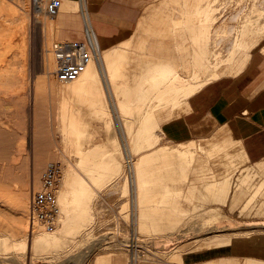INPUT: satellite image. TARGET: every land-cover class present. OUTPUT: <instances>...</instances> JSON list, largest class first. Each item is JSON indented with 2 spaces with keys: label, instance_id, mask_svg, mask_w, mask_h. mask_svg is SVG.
<instances>
[{
  "label": "bare ground",
  "instance_id": "6f19581e",
  "mask_svg": "<svg viewBox=\"0 0 264 264\" xmlns=\"http://www.w3.org/2000/svg\"><path fill=\"white\" fill-rule=\"evenodd\" d=\"M9 2L12 1L0 0V81H6L0 86V95L2 92H14L12 87L19 81L40 78L48 83L50 90L59 93L64 100L59 107L60 111L57 114L59 119H57L51 106L36 104L38 94L34 91L22 93V88L19 89L20 98L12 103L2 100L0 96V158L11 160L6 164L0 163V210L3 209L4 202L9 204L11 214L3 213V215L11 221L14 231L11 234L8 232L0 234V264H4L7 260L5 254L9 249L24 248L26 252L42 253L51 247L63 245L66 236L70 237L81 233L90 237L94 232L88 229L94 221L91 209H96L95 206L98 209L97 213H102V217L97 215L98 218H101L100 221L104 219L108 223L109 215L107 213L109 210L106 211L105 207L107 206L103 202L99 203L101 200L97 201L99 198L97 194L101 192L99 190L108 188L105 183L106 178L118 177L116 191L130 195L132 192L135 196L133 203L136 216L133 214L136 217V221H134L136 225L134 224L135 229H133L136 239L130 238V240L131 235L125 237L123 243L122 239H118L120 241H117L118 245H123V248L114 251L118 260L127 251V248L124 249L125 246L145 243L150 234L161 235L165 233L163 231L168 230L166 233L170 237L163 245V251L154 248V251H147L146 243L144 246L142 245L146 247L147 252L142 257L139 253L138 261L144 258L149 261L168 263L179 254L199 250L198 248L207 244L206 242L209 240L222 237L225 232L236 227L233 225V221H229L227 225L212 226L217 210L209 212V216L202 219L199 225L178 226L185 220L188 212L181 207L183 197L187 199L197 197L198 202L193 203L197 207H208L213 202L229 200L232 208H242L239 211L241 215L252 214V211H247V209L256 207L259 198L264 199V162L260 164V168L252 166L245 168L237 178L235 187L231 190L230 181L227 179L223 183H207L195 189L192 188L187 194L183 192V187L179 184V175L187 178V159L193 158V152L196 149L206 150L209 155L221 158V163L227 159L228 153H225V149L230 145L236 147L238 158L242 164L246 163V153L240 141L224 129L218 131L219 134L223 133L222 136H215L216 140L208 142L206 145L200 142L203 140H198V142L191 140L177 142L179 144L169 146V143H167L168 145L160 143L163 138L157 127L160 128L161 121L166 117L169 119L178 117L188 105L189 98L207 83L222 77L241 74L251 62L256 50L264 53V0H165L164 6L172 5L174 12H178L176 8L178 3L181 5V8L178 7L180 16L172 18L170 24L172 30L168 25L164 35V29H160L159 21L157 22L156 19L146 24L145 28L141 26L142 31L147 32L149 36L158 34L168 41L172 37L178 57L172 60L168 55L170 52H168L166 58L155 65L153 71L144 72L139 80L130 84L132 89H126L121 93L122 95L116 91V95L119 97L115 100L114 107L118 112L121 124L129 125L124 121V118L129 116L126 113L132 108V103H137L139 100L136 107L132 109H140L141 112H144L142 118L147 120L143 124L149 128L143 135L129 136L130 152L133 158V163L131 162L133 181L129 179L128 165L122 154L117 151L116 145L110 141L103 144L101 132L93 127L103 110L100 107L102 91L98 83L102 81L113 96L112 85H114L115 78L117 81L118 75L113 66L130 64L135 60L134 54L126 47L105 51L101 48L97 38L99 54L97 58L91 60L86 71L74 81L66 83L58 81L59 84H57L55 83L57 64L53 50L55 43L50 44V34L58 30L61 31V26L66 24L69 14L76 12L74 10L83 12L82 25L86 18L93 27L86 8V1L62 0L60 13L55 18H50L46 14L45 8L49 0H17L22 4V6L19 5L22 7L20 14L17 11L18 7L16 8V2L12 4ZM161 3L163 2L159 4L161 5ZM14 5L16 6L14 7ZM31 17L35 20V30L38 32L41 52L39 57L34 60L24 61L25 42L21 33L25 29V21ZM56 18H59L58 23L52 21ZM7 22L14 24V27L6 25ZM11 35L14 37H10ZM149 36H140L136 31L134 36L123 44L131 43L128 46L135 45L142 48ZM14 48L21 50L15 52L12 62L6 64V54ZM27 66L32 67L31 73L26 71ZM52 84H54V88L51 87ZM150 86L154 87L151 95ZM26 97L34 98L31 107L24 106ZM55 120L57 121L55 122ZM10 126L14 127L15 131L21 130L19 138H14L10 131L2 129ZM56 129L60 130L61 142L65 143L61 153L62 147L50 146L52 142L54 144V138H52L54 135L50 134L56 133ZM29 133L31 134L30 142L33 145L25 147ZM124 133L136 132L127 130ZM13 139L16 141L14 142ZM213 144L217 146L213 147ZM63 151L71 154L64 153L63 156ZM29 156L32 158L30 163L22 161L16 163L17 160ZM71 156L77 160L76 164L69 163L68 160ZM53 163L59 164L62 170L57 190L61 216L57 229L54 232H45L40 231L39 228L33 229L30 225L29 197L42 187L44 173ZM228 173L231 174L230 171ZM258 176H261L262 179L254 184L253 182ZM131 184H133V188H131ZM153 192H161L162 195L159 199H152ZM255 214H260V211H255ZM131 216L133 215L131 214ZM115 221L117 223V219ZM118 221L122 222V220ZM217 221L221 222L219 219ZM256 223L247 224L251 226L246 235L237 233L236 236L240 238L260 237L264 240V222ZM113 227L114 225L111 228ZM94 229L92 227V230ZM109 230L107 232H110ZM125 231L127 232V230ZM103 232L101 234L98 231L95 235L104 236ZM128 233H126L127 236ZM182 238L186 240L184 241ZM179 239L182 240L178 241ZM189 239L192 241H188ZM172 241H176V243L173 244ZM171 246H174L173 249H170ZM112 250L111 252L101 251L98 253L95 259H92V261L94 260L93 264H111ZM244 262L245 264H264L263 260L254 262L248 258H245Z\"/></svg>",
  "mask_w": 264,
  "mask_h": 264
},
{
  "label": "rangeland",
  "instance_id": "374dc122",
  "mask_svg": "<svg viewBox=\"0 0 264 264\" xmlns=\"http://www.w3.org/2000/svg\"><path fill=\"white\" fill-rule=\"evenodd\" d=\"M8 1H12V2H9L10 4H12L13 2L14 3L16 2L15 4H17V6L14 5V7L15 6H16V8L18 7L17 11L19 14L22 13V7L19 6V5L22 6V4L20 2L18 3L17 0L16 1L15 0L14 1L8 0ZM138 1H139V5H140V12H139V15H140L143 12V9L146 7L145 5L148 4L152 0H138ZM164 1L165 0H156V2L152 3L151 5L147 6L144 9L143 16H142V18L138 24V29H137V33L140 34V36H144V37L149 36V34H147V32L142 31L141 26H143V28H145V27H147L146 24L150 23L152 20H155V19L157 22L159 21L158 26L160 27V29L161 28L164 29V32H163L164 35L166 33L168 25L170 26V29L172 30L171 25H170L172 18L174 16L175 17L180 16V11L178 10V7L181 8V5L178 3V5L176 6L178 12H174V10L172 9V5L166 4L164 6ZM160 2H163V3H161V5H160L159 4ZM157 5H158V7H157ZM90 7H92V5L89 2L88 8H90ZM18 9H20L21 12H19L20 10H18ZM74 11H77L76 12L77 14H72V13L69 14V16L67 17L66 24L61 26L62 27L61 31L58 30L55 33L50 34L51 35L50 40H49L50 44L58 42V41H62V40H71V39L78 40L80 38H82V39L84 38V28H83L84 25H82L83 13H82V11L80 12L79 10H74ZM58 19L59 18H56L52 21L55 23H58L59 22ZM8 24H9V22L6 23V25H8ZM136 24H137V21H136ZM136 24L133 26L132 29L136 28ZM9 25L11 27H14L13 26L14 24H9ZM24 27H25V29L21 33V36L24 37V42H25V47L23 49V51H24L23 58H24V61H30V60H34L35 58L39 57V54L41 52L40 51L41 45H40V42H39V39L37 36L38 32H37V30H35V20L32 17L25 21ZM171 30H170V34L172 36ZM76 32H77L79 37H76L77 35L74 36V34ZM126 32L129 33L130 31L121 32L118 35L113 36L111 38V40L112 41H118L122 37L123 33H126ZM14 35H11L10 37H14ZM128 44H131V43L122 44L118 48L126 47L127 50L131 51L134 54L135 60L126 66H113L114 71H116V73L118 74L117 75V81L115 78L114 85H112L114 95L112 96V94L109 92L110 91L109 88L105 87V85L102 81H100L98 83L100 90L102 91V94H101V102L102 103H101L100 107L103 108V110L101 111L99 118H97L96 123H95L93 128L95 130H99L101 132V140H102L103 144H106L108 141H110L111 143H114V145H116L117 151L122 154V156L124 157V161H126V164L128 165L127 170H128V176H130L129 179H131L133 181V172H132V170H133L132 169L133 158H132V155L130 152L131 146L129 144V139H130L129 136L143 135V134H145V131H148L149 128H148V126L143 124L144 121L147 120V119L142 118L144 112L143 111L141 112L140 109H136V110L132 109V108L136 107V104H138L139 100L137 101V103H132L133 104L131 106L132 108L129 110V112L127 111V113H126V115L127 116L129 115L130 117L129 116L125 117L124 121L128 122L129 125L123 126L121 124V121L118 118V112L115 110V107H114L115 100H117L119 97L116 95V91L120 95L126 89H132L133 87L130 86V84L133 81L139 80L140 76L144 72L153 71L156 67L155 65H157L160 61L164 60L166 58V54L168 52H170L168 55H169V57L172 58V60L177 59L178 56L176 53V47L174 46L175 43L173 42L172 37H170V39L168 41L166 38H163L161 35H158V34L154 35V36L153 35L149 36L142 48H139L135 45L128 46ZM20 50L18 48H14L10 52H8L6 54V60H7L6 64L12 62V59H13L15 52L20 51ZM255 54H264V53L260 50H256L253 55H255ZM26 69H27L26 71L31 73L30 69H32V67L30 68V66H27ZM28 72H26V73H28ZM35 80L26 79L23 81H19L16 85H14L12 87V89H14V92H11V93L2 92L0 95L1 99L4 101H6V100L10 101L12 103V102H14V100H17L20 98L21 92L18 91L19 89L22 88V91H23L22 93L34 91V93L38 94V97L36 98V104L46 105V107L51 106L53 111H54V115L56 116L57 119H59L57 117V114L60 111L59 107H61V105H62L61 102L64 99H62V96L59 93H57L56 91L50 90V86L45 81L41 80L40 78H36ZM55 81H54L55 83L59 84L58 80H55ZM3 82H6V81H4V80L0 81V86L2 85ZM51 87L54 88V84H52ZM153 89H154V87L150 86V89H149V91H151L150 95H151ZM15 91H17V92H15ZM33 101H34V98L32 99L30 97H26L24 100V106L31 107L30 105L33 103ZM190 114H192V112L184 114L185 116L183 117L182 124H183V128L186 131L185 134H180L179 136H168L167 134L164 135L162 133L161 129L159 127H157V130L159 131V133L161 134V137L163 138V139H161L160 143L163 145H165V143L166 144L169 143V146H171L172 144H176L177 142L182 143L186 140H194L195 142H198V140L199 141L203 140L200 142H202L206 145V143L208 144V142L215 141L216 140L215 136H217V137H219V135L222 136L223 133L219 134V133H217V131H219L222 126L224 127L227 124L219 122V121H215L212 119L210 120L209 118H202L200 115L198 116V115H194V114L190 115ZM56 121L57 120H55V122ZM2 129L6 130V131L7 130L10 131L13 134L14 138L15 137L19 138V135H21V133H22L21 130L15 131V128L12 126L5 127V128L3 127ZM127 130L133 131L136 133H131V134L123 133V131H127ZM139 131H140V133H139ZM141 131H143V132H141ZM52 133L50 135H52V136L54 135L52 137V138H54L53 139L54 144L52 142V144H50V146H55L57 148L62 147V149H60V153H61V151L64 150L63 146H65V143L61 142L62 134H61L59 129H56V133H53V134ZM30 137H31V134L29 133L27 135V139L25 141V142H27V143H25V147H29L30 145H33L32 142H30L31 141ZM13 141L15 142L16 140L13 139ZM162 141H163V143H162ZM56 143H58L59 145ZM179 143H177V144H179ZM216 146H217L216 144H213V147H216ZM235 148L236 147H234V145H230L229 148L225 149V153H228V157L222 163H221V158L218 159L214 155H212V156L209 155L206 150L200 151V150L196 149V151L193 152V158L187 159V167H188L187 178L185 179L181 176V174L179 175V177H180L179 184L182 185L183 190H184L183 192L188 194L192 188L195 189L196 187H200V186L205 185L207 183H214V182L223 183L227 179H228V181H230V190H231L235 187V182H236L237 178L241 175L242 171L245 168H248L250 166L260 168V164L262 162H264V160L257 162V163H255L254 161H251V160L249 162L247 157H246V163L242 164L238 158V152L236 151ZM64 153L68 154V155L71 154V153H67L66 151H63L62 152L63 156H64ZM10 161L11 160L9 158H0V163H3V164L9 163ZM21 161L30 163L32 161V158L29 156L28 158L17 160L16 163L21 162ZM68 161H69V163L70 162H72L74 164L77 163V160L72 158V156L70 157V160H68ZM228 171H230L231 174H229ZM117 178L118 177L106 178L105 183H106L108 188H104L102 190L100 189L99 191H101V192H99V194H97L99 197L97 199V201L101 200V202L99 201V203L101 204L103 202L107 206V207H105L106 211L109 210L112 213L110 212V214H109V211H108V213H107L109 215L107 218L108 223H107V221H104V219H103L104 217H103L102 221H104V222L102 224V221H100L101 218L97 217V215L102 217V213H97V211H98L97 206H95L96 209L95 208L91 209L94 221L91 223L90 228L86 227V228L90 229L92 232L94 231L90 237H86L81 233L78 235L75 234V235L70 236V237L66 236L64 238L63 245H60L59 247H51L49 249L42 251V253L41 252L30 253L28 251L26 252V250L24 248H21L20 250L9 249L7 251V253L5 254V258L7 260L4 262V264H31V263L32 264H39V262H41L40 264H42V263H47V264L48 263L49 264H93L94 260L92 261V259L93 258L95 259L96 255L98 253H101V251H110L111 252V249H113L112 254H111V259H112L111 264H133V262L134 263L136 262V264H201L207 260L208 261H212V260L214 261V260H218L221 258H226V260L231 261L232 264H245V262H244L245 258H248V260H254V262L256 260H263L264 261V240L262 238H260V237L259 238H246V237L240 238V237L236 236L237 233H244L245 235L248 233V228L251 225H247V224L253 225L256 222L257 223H263L264 222V199L263 198L258 199V202H257L258 205L256 207H249L247 209V211H252V214L248 215V214L244 213L241 215L239 213V211L242 208H239V207L232 208L229 200L225 201V202L224 201L213 202L208 207L207 206L206 207H197V206L193 205V203L198 202L197 197H192V198H188V199L185 197L182 198L181 207L188 212L185 216V220L182 223L178 224V226H180V227H191L194 225H199L201 220L204 219L205 217L209 216L211 211L217 210V212L215 213L216 219L211 224L212 226L227 225V224H229V221H233L234 222L233 225L236 227L234 229H231V230L225 232L224 236H222V237L216 238L214 240H209L208 242H206L207 244H204V245H202V247L198 248L199 250L189 251V252L179 254L178 256H176L172 260H170L168 263L149 261V260H146L144 258L141 260L139 259V261H138L137 255L139 253H140V257H142L143 254H145L148 250L154 251V249L155 250L159 249V251L160 250L163 251L164 249L162 247L168 241V237H170V235H168L166 233V232H168V230L163 231L165 233H162L161 235H151L150 234L147 236L146 241H145V243H146L145 246L147 247V249H146V247H143L145 244L143 242H140L142 244L137 243L136 246L135 245H131L128 247L125 246L124 249L127 248L128 252L126 251L124 253V256L120 260H118L116 258V252L114 253V251H115V249H120L121 247L123 248V245H121V244L118 245V243L120 242L119 240L122 239L121 242L123 243V239H125V237H129L130 235L131 236L134 235L135 237L130 236L129 239L130 238L132 240L136 239L135 230H134L135 229L134 227L136 225L134 222V221H136L135 220L136 219V217H135L136 216V214H135L136 209H135L134 203H133L134 198H135L134 193L131 192V195H130V194L119 193L116 191V182H117L116 179ZM260 179H262V177L258 176L254 180L253 183L254 184L257 183ZM131 185H132L131 188H133V184H131ZM107 191H108V194H106ZM161 195H162L161 192H153L151 194L152 199H159ZM30 199H31V197H29V202H30ZM4 203L5 204H3L4 205L3 209L0 210V234L3 232H8L11 234V233H14V231L12 229V224L10 223L11 221L6 219L5 215H3V213L6 215H10L11 210H10V206H8L9 204H7L6 202H4ZM125 203H127L128 205ZM28 206H29V204H28ZM119 211H120V215H119ZM255 211H260V214H255ZM191 212H193V214H191ZM117 213H118L117 216L121 217V218L119 217L120 219H118V217L116 216ZM133 213L135 214V216ZM131 214L133 216L130 217ZM110 215H111V217H110ZM127 215H129V216L126 217ZM126 218H128L129 220H127ZM109 219H110V221H109ZM114 219L115 220L117 219L118 225ZM218 219L221 222H218L217 221ZM111 220H113V221L111 222ZM118 220H122V222L118 221ZM261 220H262V222H261ZM113 222H115L116 224ZM28 223H29V221H28ZM98 223L100 225L101 224L102 225L100 226ZM105 223L108 225L109 224L111 225L113 223L114 227L111 228L113 225L108 226ZM120 223H122V224H120ZM116 225H117V227H116ZM162 225L164 226L165 224H162ZM95 226H97V227H95ZM99 226H100V228H99ZM103 226H105V227H103ZM106 226H107V228H106ZM92 227H93V229L94 228L95 229L92 230ZM129 227H130V229L131 228L132 229L130 230ZM28 228H29V226H28ZM109 228H111V230H109ZM121 228L122 229L124 228V229L122 230ZM97 230L100 233L104 231L103 232L104 236L101 235L102 233L100 235L99 234L95 235L96 232L98 233ZM108 230L110 232H107ZM118 230H119V232H118ZM125 230H127V232H129L128 236L126 235L127 232ZM116 231H117V233H116ZM107 233H109L111 236ZM106 237L111 239V240L109 239L110 242H109V240H107L108 238H106ZM112 237L114 240L112 239ZM248 237H249V235H248ZM101 239H102V241H101ZM103 239L104 240L106 239L107 241L105 240V242H103L104 241ZM182 239L184 241L186 240L184 238H182ZM181 240L179 239L178 241H181ZM117 241H119V242L117 243ZM188 241H192V240L189 239ZM112 242H114L115 244H113ZM107 243L110 245H108ZM171 243L174 244V243H176V241H174V242L172 241ZM96 244H97V246H95ZM105 244L108 246V248ZM140 246H141V248H140ZM172 247H174V246H171L170 249H173ZM101 249H103V250H101ZM134 251H136V252H134ZM132 253L134 254V256ZM135 259H137V260H135ZM130 260H132L131 263H130ZM197 261H198V263H196ZM199 261H201V262H199Z\"/></svg>",
  "mask_w": 264,
  "mask_h": 264
},
{
  "label": "crops",
  "instance_id": "0c3cea01",
  "mask_svg": "<svg viewBox=\"0 0 264 264\" xmlns=\"http://www.w3.org/2000/svg\"><path fill=\"white\" fill-rule=\"evenodd\" d=\"M85 1L100 46L105 51L118 48L130 40L138 29L144 9L156 2L152 0L146 4L139 15L138 0ZM88 1L92 5L90 8ZM76 12L71 13L77 14ZM135 24L136 28L132 29ZM125 31L130 32L123 33L118 41L111 40L113 36ZM74 36L79 37L77 32ZM191 112L202 118L227 124L221 129L227 130L240 141L249 162L251 160L257 163L264 160V54H255L241 74L222 77L203 86L189 98L188 105L178 117L171 119L166 117L161 121L160 129L164 135L185 134L183 117L184 114ZM201 264H232V262L221 258L214 261L207 260Z\"/></svg>",
  "mask_w": 264,
  "mask_h": 264
},
{
  "label": "built area",
  "instance_id": "2783aa9c",
  "mask_svg": "<svg viewBox=\"0 0 264 264\" xmlns=\"http://www.w3.org/2000/svg\"><path fill=\"white\" fill-rule=\"evenodd\" d=\"M61 7L62 0H49L45 8L47 16L57 17ZM53 50L57 64L56 79L62 83L76 80L86 71L91 60L97 58L99 54L97 35L91 22L84 19L83 39L55 42ZM61 174V167L57 163L49 165L43 176L42 187L32 194L29 220L33 229L39 228L45 232H54L59 226L61 210L57 190Z\"/></svg>",
  "mask_w": 264,
  "mask_h": 264
}]
</instances>
